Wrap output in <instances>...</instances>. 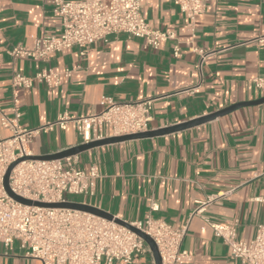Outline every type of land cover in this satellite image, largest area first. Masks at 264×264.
<instances>
[{
    "label": "crops",
    "instance_id": "0c3cea01",
    "mask_svg": "<svg viewBox=\"0 0 264 264\" xmlns=\"http://www.w3.org/2000/svg\"><path fill=\"white\" fill-rule=\"evenodd\" d=\"M77 1V0H66ZM48 0H0V114L34 129L62 113L98 114L103 98L117 102L151 99L154 131L191 121L228 106L262 98L252 80L264 77V0H208L195 21L184 28L185 15L170 0H142V16L152 29L173 31L174 41L159 49L138 38L118 34L98 41L83 54L71 48L48 62L13 60L8 51L30 48L42 36L59 35L60 20ZM43 69L61 73L56 87L35 83L13 88L18 73L32 77ZM10 132L0 127V139ZM112 137L104 126L102 139ZM81 144L77 133L52 127L35 135L31 155L42 156ZM73 166L99 173L94 194L68 201L96 207L126 222L147 215L176 227H187L184 264H240L206 222H237V239H254L264 218V103L238 108L215 120L172 133L103 145L72 157ZM69 197V196H68ZM150 202L158 209L150 211ZM199 214L194 215L197 208ZM0 264H39L25 258L19 243L0 245ZM132 264H151L135 256Z\"/></svg>",
    "mask_w": 264,
    "mask_h": 264
},
{
    "label": "built area",
    "instance_id": "2783aa9c",
    "mask_svg": "<svg viewBox=\"0 0 264 264\" xmlns=\"http://www.w3.org/2000/svg\"><path fill=\"white\" fill-rule=\"evenodd\" d=\"M186 17L184 28L194 32L196 18L203 13L208 0H170ZM52 14L60 20V34H43L33 41L30 48L12 47L8 54L13 59L28 58L48 62L62 51L77 48L83 54L95 42H107L109 37L125 34L141 39L144 45L159 49L174 41L173 56L179 57L180 49L173 31L152 29L142 16V0H48ZM61 73L43 69L32 77L14 74L13 88H30L35 83L56 87ZM252 84L264 97V77H256ZM13 117L0 114V127L10 135L0 139V245L7 250L15 241L25 258L39 264H132L135 256H149L146 243L127 228L84 212L60 208L26 206L12 200L5 192L2 179L7 168L24 157L31 156L28 145L32 138L57 126L73 129L81 144L102 139L104 126L112 136H123L147 131L151 121L152 100L117 102L110 98L101 101L102 111L84 117L68 113L56 121L34 129H23L17 124L20 112L17 96H13ZM74 157V156H73ZM99 173L94 166L81 171L73 166L72 157L63 160H23L11 170L8 183L13 193L25 199L45 203L66 202L68 196L94 194ZM256 200L264 203V197ZM150 211L158 209L150 202ZM198 207L194 215L199 214ZM206 222L213 234L228 248L229 255L240 264H264V218L251 241L237 239V222ZM148 235L155 243L161 264H184L191 260L182 249L187 227H176L147 215L142 221L128 222Z\"/></svg>",
    "mask_w": 264,
    "mask_h": 264
},
{
    "label": "water",
    "instance_id": "95a60500",
    "mask_svg": "<svg viewBox=\"0 0 264 264\" xmlns=\"http://www.w3.org/2000/svg\"><path fill=\"white\" fill-rule=\"evenodd\" d=\"M262 103H264V97L257 99V100H254V101L237 103V104L228 106L224 109H221L219 111H216L214 113H210L208 115H205V116H202V117H199V118H196V119H193L191 121L181 123L178 125L165 127V128L154 130V131H145L142 133H135V134L123 135V136H112V137H108V138H104V139H99V140L91 141L89 143L79 144L77 146H73V147H70V148L65 149L63 151H59V152L49 154V155H42V156L31 155L28 157H24L22 159H19L15 163H12L7 168V170L3 176V179H2V184H3V187H4L6 194L12 200H14L15 202L20 203L22 205L34 206V207H39V208H60V209L77 210V211L84 212L87 214H91L93 216L100 217V218H103V219H106L109 221H113L116 224H119V225L127 228L128 230H130L131 232L136 234L139 238H141L146 243V245L148 246V248L151 252V256H152L154 264H161L160 257L158 254V250H157V247H156L155 243L153 242V240L148 235H146L143 232H141L140 230L132 227L131 225H129L128 222L123 221L122 219L115 218L112 215H110V214H108V213H106L100 209H97L96 207H92L90 205H86V204H82V203H78V202L66 201V202H62V203H45V202H39V201H32V200L25 199L21 196L16 195L9 188L8 178H9L11 170L14 168V166L16 164H18L19 162H21L23 160H38V161L63 160V159L68 158V157L76 156V155H78V154H80L86 150L93 149L96 147H100L103 145H108V144H113V143L123 142V141H128V140H134V139H140V138H149V137H153V136H160V135L172 133L175 131L184 130L187 128L199 126L203 123L215 120L219 117H222V116H224V115H226V114H228V113H230V112H232L238 108H241L244 106L258 105V104H262Z\"/></svg>",
    "mask_w": 264,
    "mask_h": 264
},
{
    "label": "rangeland",
    "instance_id": "374dc122",
    "mask_svg": "<svg viewBox=\"0 0 264 264\" xmlns=\"http://www.w3.org/2000/svg\"><path fill=\"white\" fill-rule=\"evenodd\" d=\"M69 199H72V197H70V196H69V197H66V200H67V201H68Z\"/></svg>",
    "mask_w": 264,
    "mask_h": 264
}]
</instances>
